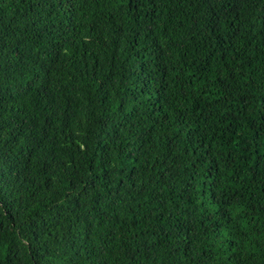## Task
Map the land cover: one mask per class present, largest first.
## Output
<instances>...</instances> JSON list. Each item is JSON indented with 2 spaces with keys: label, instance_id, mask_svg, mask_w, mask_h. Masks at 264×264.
<instances>
[{
  "label": "trees",
  "instance_id": "trees-1",
  "mask_svg": "<svg viewBox=\"0 0 264 264\" xmlns=\"http://www.w3.org/2000/svg\"><path fill=\"white\" fill-rule=\"evenodd\" d=\"M0 264H264V0H0Z\"/></svg>",
  "mask_w": 264,
  "mask_h": 264
}]
</instances>
